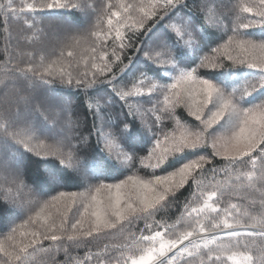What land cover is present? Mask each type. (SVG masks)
Returning <instances> with one entry per match:
<instances>
[{
    "label": "snow or ice",
    "instance_id": "obj_1",
    "mask_svg": "<svg viewBox=\"0 0 264 264\" xmlns=\"http://www.w3.org/2000/svg\"><path fill=\"white\" fill-rule=\"evenodd\" d=\"M214 3L216 0H204L199 6L200 10L206 12L209 4ZM188 7L183 0H152L148 5L117 6L108 3L102 8L92 7L86 0H48L43 5L31 3L19 7L14 5L13 0H7V4L0 0V27H4L6 31L12 23L21 20L20 14L26 9L29 13L38 8L70 9L82 13L89 27H69L58 34L56 39L65 46L78 44L85 39L92 40L91 51L97 53L103 63V67L95 64L93 67H97L102 75L111 70V63L121 61L127 49L139 52L146 62L169 73L171 82L157 83L154 78L156 76L149 75L150 72L144 69L129 72L133 79L123 86L114 77L109 78V95L100 99L105 107L110 108L115 103L112 97H115L128 105L129 111L115 125L109 122L107 113L93 111L92 115L101 121V126L97 129V144L99 137H103L105 145L109 147V154L105 155L108 160L113 161V155L115 163L120 165H127L137 159H148L150 162L154 160V163L149 164L154 169L164 165L170 158L179 161V166L174 170L165 169L166 175H155L152 179L130 175L119 182H112L106 162L95 157L96 174L89 173V165L80 162L79 147L71 145L66 134L58 133L56 137H52L48 135L51 130L47 128L46 119L35 123L31 118L32 113L42 114V106L37 105L33 93L37 89H43L47 93L56 82L48 78L52 75L48 69L41 70L44 68L43 59L40 58V63L36 64L38 54L14 52L17 63L10 68L11 83L5 84L4 92L0 94L3 97V106L0 107V142L7 143L10 137L23 145L25 152H21L22 156L29 153L41 158L39 161L52 162L42 168L40 175L54 187L55 195L51 199H42L40 191H33L39 211L15 201L9 202L10 206L0 201V232L5 233L4 240H0V264H32L36 253L49 250L42 247L44 241H67L70 247L84 238L99 237L106 230L118 229L126 221L131 225L140 220L145 221L144 229L140 230L139 236L130 233L132 243L125 246L129 249V254L122 264H170V261L176 259L177 253L187 256L182 264H228L229 261L231 264H264V212L259 216H249L247 212H239L237 205L232 204L231 209H237L232 213L228 208H220L218 199H214L218 197V188L207 193L200 190L201 177L206 174L203 166L212 164V161L220 157L227 164L225 173L234 174L237 180L245 179L249 188L260 192L261 204L264 206V97L251 104L246 99L253 97L254 93L264 92V0L241 6L240 11L250 13L251 16L237 17L238 23L233 24L228 16H224L225 20H229L227 25L223 21L214 25L221 32L219 36L216 32L209 31L200 19L188 14L180 15ZM114 8L117 10L113 11ZM174 18L176 22L172 23ZM23 23L28 31L35 28L43 35V29L39 28L34 17L24 18ZM105 24L106 28H102ZM157 24L162 25L165 31L152 43L145 41L143 48L136 49L137 32L143 34L151 31ZM251 28L261 29L258 42L250 38L251 33L241 31ZM122 29H130L133 34L126 35ZM109 39L114 40L111 60L103 50ZM179 48L186 49L195 57L193 65L184 66L179 62ZM221 49L226 60L231 62L228 71L221 73L231 74L234 66H246L249 70H258V74L246 79L242 85L231 86L227 81H217L212 75L201 74L199 69L225 68L223 59L219 56L210 58L208 55L209 52L220 53ZM5 51L7 52V48ZM63 54L61 51V55ZM25 55L28 60L23 59ZM161 55L167 57L166 62L162 63ZM67 56L72 57L73 52L67 51ZM129 63L132 64L130 58ZM98 80L96 73L91 78H87L86 73L75 79L70 73L67 79L63 74L60 76V83L68 87L75 84L78 88L83 86L85 89ZM137 80L141 83L148 81V92L151 94L155 91L157 95H150L147 101L142 99L144 92L136 87ZM16 81H22L23 86ZM99 83L104 84L105 81L99 80ZM9 88L15 90L11 99ZM160 95H163V111L169 114V118H173L175 108L182 104L199 124L184 126L177 133L158 129L157 124L161 121L159 115L151 123L142 120L143 127L140 128L151 137V151L147 149L148 155L141 158L137 155L140 151L127 145L130 136L134 134V117L137 112L152 110L142 108L146 102L152 103L153 109L159 111L156 104ZM99 102L96 101L97 104ZM56 103L66 119L70 101L57 98ZM132 104L138 106L135 111L131 109ZM176 123L179 124V121ZM113 128L116 131H111ZM33 139L36 141L35 146L31 144ZM80 139L86 143L83 137ZM42 140H51L52 145L46 147L41 143ZM66 141L70 152L63 150ZM112 145L118 149L114 153L111 152ZM207 148L211 151H197ZM49 155L53 159H46ZM57 164L72 174V178L77 180L78 187L84 188V192L61 190L67 188L68 177L57 170ZM172 167L169 164V168ZM241 168L247 170L241 172ZM207 171L215 174L217 169L213 165ZM21 177L22 172L18 168L14 172V179L19 181ZM189 180L196 186L193 190L192 185H189L192 195L203 199H200L199 206H192L190 209L186 202L185 209L191 217V223L187 229L177 233L166 222L155 221L154 218L170 206L172 199L176 198V192L184 188ZM223 195V192H219L220 197ZM77 201H80L82 210L77 208L73 213V222L68 224L67 214ZM61 204L63 211L59 208ZM53 208L56 209V214L49 211ZM202 215L209 219L211 228L225 232L226 236L219 233L206 236L207 228L202 222ZM9 216L11 219H8ZM56 216H59V222ZM17 220L22 222L17 224ZM41 220L42 224L29 230V225ZM144 230H147V234H144ZM169 232L172 235H168ZM18 237L21 239L18 240ZM61 247L64 245L60 244L56 250ZM254 251L257 253L255 256ZM106 264H110V258ZM117 264L121 262L118 261Z\"/></svg>",
    "mask_w": 264,
    "mask_h": 264
},
{
    "label": "trees",
    "instance_id": "obj_2",
    "mask_svg": "<svg viewBox=\"0 0 264 264\" xmlns=\"http://www.w3.org/2000/svg\"><path fill=\"white\" fill-rule=\"evenodd\" d=\"M2 2L7 4V0H2ZM47 2L48 0H13L14 5L17 7L31 3L43 5ZM80 2H85V0H80ZM86 2L92 7L102 8L108 3L117 6L119 4L148 5L152 0H86ZM183 2H186L189 7L184 9V12L180 13V15L188 14L200 19L209 31L216 32L219 36L221 32L214 27L218 21H223V24L227 25L229 20H225L224 16H228L233 24H235L238 23L237 17L251 16L250 13L241 12L240 8L245 4L255 3L256 0H216V3L209 4L206 12L201 11L199 7L203 4L204 0H183ZM217 4L219 7H217ZM115 10L117 9L114 8L113 11ZM221 13H223V15H221ZM20 15L21 20L12 23L7 31L4 27H0V94L4 92L5 84L11 83L9 80V77L11 76L10 68L14 67L17 63L16 56L13 55V53L15 52L19 54L20 52H25L38 54L35 63L39 64L40 58H42L44 68L41 70L48 69L52 74L48 78L56 81L48 91L53 95V100L56 102L57 98H61L65 101H70V104L67 108V117L65 119L62 112L58 114L57 112L50 113V107L45 106L46 103L41 104V102L36 100L37 105L42 106V114L34 113V117L31 116V118L35 123H41L46 119L47 128L51 130L48 135L52 137L57 136V130H61V133L66 134L71 145L79 147L80 151L78 152V155L80 162L81 164L87 163L89 165V173L96 174L97 166L94 163L95 157L101 158L106 162V166L109 169L108 174L110 178H112V182H119L130 175L141 179H152L155 175H166L167 172L165 169L172 171L175 167L179 166V164H177L179 161H175L174 158H170L164 165L155 169L149 166L150 163L155 162L154 160L150 162L148 159H143L142 161L141 159H137L127 165H120L118 162H116V164L114 155L111 157L113 161L108 160L106 156L109 154V147L105 145L103 137H99V144H97V129L101 126V121L95 119L92 115L93 111H99L101 114L107 113V119L110 123L115 125L120 120H123L125 118V113L129 111V106L115 97H112L115 100V103L110 108L105 107L103 100L100 99L102 96L109 95V78L114 77L115 80H119L121 86H123L133 79V77L129 75V72L135 71L136 69H144L150 72L149 75L156 76L154 78L157 83L171 82V76L169 73L161 71L154 65L150 64V62H146L139 52L133 49H127L125 55L121 57V61L111 63L109 65L111 70L102 75L99 73L97 67H93L94 64L103 67V63L98 58L97 53L91 51L92 40L85 39L81 40L78 44L65 46L61 44L59 40L54 44V38L57 37L55 36L52 37V42L45 43L47 40L45 41L44 39V33L47 32L46 29L51 25L55 26L61 23L65 25V22L70 21V23H66L69 25L68 28L82 29L89 27L85 22V17L82 13L70 9L49 10L47 8H38L37 11L31 13L27 12L26 9L25 12ZM29 16L35 18L39 28L43 29V35H41V33L35 28L31 31L27 30L26 25L23 23V19ZM94 19L95 17H93V20ZM113 19L115 23V18ZM165 19L167 18L165 17ZM175 22L176 20L174 18L172 23ZM148 23L151 24V21ZM161 23L164 22L161 21ZM165 27H167V25H165ZM59 28L60 25L58 29ZM102 28H106V24L103 25ZM168 30L170 32L172 31L171 29ZM164 31L165 29L162 25L157 24L151 31L143 32V34L137 32L135 39L136 49L143 48L145 41L152 43L153 40L159 37ZM241 31L251 33L250 38L257 42L260 39L261 29L259 28H251L247 30L241 29ZM122 32L126 35L133 34L130 29H122ZM61 33H63V31H60L58 34ZM153 34H156V37H153ZM173 35H175V33H173ZM221 43H223V41H221ZM113 44L114 40L109 39L107 45L103 49L108 53L109 60L112 59L111 51ZM43 46L49 47V50L44 49L45 47L43 48ZM6 48L7 52L5 51ZM61 51H63V55H61ZM67 51H72L73 56L68 57ZM99 51L100 50L98 49L97 52ZM208 55L210 58L219 56L223 59L225 68L215 70L203 68L199 69V72L201 74L212 75L217 81H227L230 86L242 85L246 79H251L258 74V70H249L246 66H234L231 74L221 73L227 72L229 65L231 64L230 61L226 60L223 49H221L220 53L209 52ZM177 56L179 62L184 66H190L195 63V57L186 49L179 48L177 50ZM129 58L131 59L132 64L129 63ZM23 59L28 60V56L25 55ZM160 59L163 63L166 62L167 57L161 55ZM157 67L160 66L158 65ZM213 71H215V73H213ZM69 73L73 79L83 77L85 73L87 74V78H91L93 73H96L99 80H104L105 83L100 84L98 80L96 84L89 85L86 89L83 86L78 88L75 84L72 87H68L67 85L60 83V76L63 74L65 79H67ZM16 83L21 87L23 85L22 81H16ZM135 83L137 88L143 89L144 95L142 99L145 101L148 100L150 95H157L155 91L151 94L148 92L150 87L148 81L141 83L137 80ZM13 91L14 89H8L10 99L12 98ZM44 92L43 89H37L34 92V95H41ZM261 97H264V92L254 93L253 97L246 98L248 99L247 103L251 104L254 101L259 102ZM97 100L100 101L99 104L96 103ZM2 106L3 97L0 95V107ZM137 108L138 106L136 104L131 105L132 110L135 111ZM142 108L152 110L143 111L142 113L137 112V115L134 117L136 121L133 129L134 134L130 136L127 142V145L130 148L140 151L137 155L141 158L146 157L148 151H151V137L141 129L143 127L142 120L151 123L155 120V117L159 115L161 116V121L158 122L157 128H162L166 132L176 131L177 133L184 126L192 127L199 124V122L195 120V117L189 114V109L182 104L175 108L173 118H169V114L163 111V95H160L159 102L156 104V108H158L159 111L153 109L152 103L147 102L142 105ZM53 117H55V119H53ZM129 119H133V117H129ZM176 121H179V124H177ZM66 124H69V127L73 130L67 131L68 127L66 128ZM94 125L96 127H94ZM215 127H218V125ZM111 131H116V129L113 128ZM81 137L84 138L86 143L81 141ZM41 143L46 147L52 145L51 140H42ZM31 144L32 146H35L36 141L33 139ZM147 149L148 151H146ZM63 150L65 152L71 151L67 141L65 142ZM117 150L116 146H111L112 153ZM197 151L210 152L211 149H197ZM21 152H25L23 145L16 140H12L10 137L8 138L7 143L0 142V161L3 162L5 154L11 159V164H3L4 166L0 168V201L8 206H10L9 202L15 201L17 204H22L35 211H39V205L33 197L32 192L40 191L42 199H51V196L55 195L54 187L47 182L46 178L40 175L42 168L52 162L39 161L41 158H37L29 153H25V155L22 156ZM46 159L51 160L53 157L49 155ZM169 164H172L173 167L169 168ZM213 165L217 169L215 174L207 171V169ZM203 167L206 174L201 177L200 190L207 193L214 188H218L219 192H223L224 195L222 197L219 196L218 192V197L214 198L218 199L220 208H228L232 213H235L238 209L241 213L247 212L249 216H259L264 212V206L261 204L260 192L249 188L245 179L242 178L241 180H237L234 174H226L224 169L227 168V164L222 158L217 157L216 160L212 161V164H205ZM18 168L22 172V177L19 181H16L14 179V172ZM56 168L59 172L68 177L67 188L61 190L75 191L79 193L84 192V188L78 187L77 180L72 178L71 173L67 170L61 169L58 164L56 165ZM246 170L247 169L241 168L239 171L244 172ZM197 175H199V173H197ZM189 185H192L193 190L196 187L192 180H189L184 188H181L176 192L175 199L170 198L172 199V203L167 209L154 218L155 221L162 220L166 222L168 225L172 226L173 231L177 233L182 232L189 227L191 217L187 214L185 204L188 202L190 209L192 206H199L200 199H203V197H194L192 191L189 190ZM232 204H236L237 209H231L230 206ZM59 208L63 211L62 204L59 205ZM77 208H81L82 210L81 204L72 206L71 212L67 214L68 220H74L73 218L75 217L73 216V213L76 212ZM49 211L56 214L55 208L50 209ZM212 215L214 216L215 214L213 213ZM56 218L57 222H59V216H56ZM8 219H11V217L9 216ZM201 219L207 228L206 236L211 237L216 233H219L221 236H226V233L221 232L219 229L211 228L209 226L208 218L202 215ZM21 222V220L16 221L17 224ZM144 223L145 221L140 220L135 224L129 225L126 221L125 225L118 226V229L106 230L100 234L99 237L84 238L78 244H72L70 247L69 242L67 241L55 243L44 241L42 247L49 250L36 253L32 260V264H106L109 258L110 264H117L118 261L122 264L124 258L129 254V249L125 246L132 243L130 240V233H136V235L139 236L140 230L144 229ZM34 224L29 225V230L34 228ZM85 227H87V225H85ZM155 227L156 225L153 222V228L155 229ZM144 234H147V230H144ZM168 235H172V232H169ZM4 236L5 233L0 232V240H4ZM193 239L195 240V238ZM60 244H63L64 247L56 250L57 246ZM186 244H188V242ZM65 248H67V251H65ZM31 251L32 249L30 248L29 252ZM253 254L254 256L257 255L255 251ZM185 259H187L186 255L181 256L177 253L176 259L170 261V264H182V261ZM228 264H231V262L229 261Z\"/></svg>",
    "mask_w": 264,
    "mask_h": 264
},
{
    "label": "rangeland",
    "instance_id": "obj_3",
    "mask_svg": "<svg viewBox=\"0 0 264 264\" xmlns=\"http://www.w3.org/2000/svg\"><path fill=\"white\" fill-rule=\"evenodd\" d=\"M66 23L68 24V23H70V21L65 22V25L63 23L59 24L60 25V28L59 29H58L59 25H55V26L54 25H51V26H49V28L46 29L47 32L44 33V39H45V41L47 40L45 43H48L50 41L52 42V39H53L52 37L57 36L60 31L65 32L68 29V26H69ZM53 42L55 44L56 42H58V39L54 38V41ZM43 48L49 50V47H47V46H43ZM33 95H34V93H33ZM34 96L36 97V100H38L39 102H41V104H45L46 103L45 106L50 107V110H51V111L49 110L50 113H56L57 112V114H58V113L62 112L61 111V108L53 100V95L50 92H47V93L44 92L41 95H36L35 94ZM34 115H35L34 113L31 114L32 117H34ZM67 127L70 128L69 127V124H66V128ZM57 132L58 133H61V130H57ZM10 161H11V159L9 158V156H7L5 154L4 159H3V162L0 161V163H1L0 164V168H2V166L6 165V164H11ZM77 204H80V202L77 201ZM68 222H69L68 224H71L73 222V220L72 219L71 220H68ZM42 223H43V220L35 222L34 228L37 227L38 225L42 224ZM182 247H183V245L181 246V248Z\"/></svg>",
    "mask_w": 264,
    "mask_h": 264
},
{
    "label": "water",
    "instance_id": "obj_4",
    "mask_svg": "<svg viewBox=\"0 0 264 264\" xmlns=\"http://www.w3.org/2000/svg\"><path fill=\"white\" fill-rule=\"evenodd\" d=\"M186 242H187V241H185L184 243H186ZM181 246H182V245H181ZM181 246H180V247H181Z\"/></svg>",
    "mask_w": 264,
    "mask_h": 264
}]
</instances>
